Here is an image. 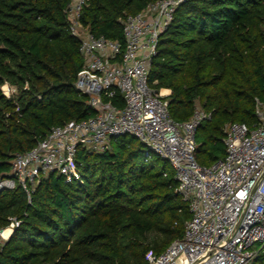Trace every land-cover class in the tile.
<instances>
[{"label": "trees", "instance_id": "16d2710c", "mask_svg": "<svg viewBox=\"0 0 264 264\" xmlns=\"http://www.w3.org/2000/svg\"><path fill=\"white\" fill-rule=\"evenodd\" d=\"M157 0H87L80 22L94 37L123 45V20ZM71 0H0V180L15 154L49 131L94 115L74 87L84 59L69 33ZM149 86L166 89L172 119L197 106L211 114L196 131L195 159L224 157V128L257 123L264 107V0H186L158 39ZM14 87L6 97L1 88ZM112 104L124 106L119 94ZM81 182L54 173L29 198L16 186L0 193V230L19 223L0 247V264H146L183 237L190 220L169 165L123 136L107 152L78 149ZM252 264H264L259 252Z\"/></svg>", "mask_w": 264, "mask_h": 264}, {"label": "built area", "instance_id": "2783aa9c", "mask_svg": "<svg viewBox=\"0 0 264 264\" xmlns=\"http://www.w3.org/2000/svg\"><path fill=\"white\" fill-rule=\"evenodd\" d=\"M185 1L157 0L127 16L122 45L86 31L80 18L87 0H71L65 11L68 29L84 59L74 87L94 115L54 127L33 149L15 154L9 176L0 180V193L20 186L29 198L51 173L80 183L78 149L101 154L112 140L130 136L146 157L155 154L169 165L191 216L183 237L162 254L148 255L146 264H252L264 252V107L256 100L252 127L227 124L224 157L203 167L195 159L196 131L211 114L196 108L189 120L176 121L164 99L170 93L156 92L148 83L158 39ZM116 94L122 109L112 104ZM18 226L12 221L0 230V247Z\"/></svg>", "mask_w": 264, "mask_h": 264}, {"label": "rangeland", "instance_id": "374dc122", "mask_svg": "<svg viewBox=\"0 0 264 264\" xmlns=\"http://www.w3.org/2000/svg\"><path fill=\"white\" fill-rule=\"evenodd\" d=\"M1 90H2L3 94H5L6 96L13 95L15 97L17 95V90L14 87L4 86L3 88H1ZM197 108L200 109L198 106H197ZM150 158L155 159L157 157L155 154H151ZM254 249H257V246H255Z\"/></svg>", "mask_w": 264, "mask_h": 264}, {"label": "bare ground", "instance_id": "6f19581e", "mask_svg": "<svg viewBox=\"0 0 264 264\" xmlns=\"http://www.w3.org/2000/svg\"><path fill=\"white\" fill-rule=\"evenodd\" d=\"M8 234H9V231L7 230V231L4 232L3 237H4V238L7 237Z\"/></svg>", "mask_w": 264, "mask_h": 264}, {"label": "crops", "instance_id": "0c3cea01", "mask_svg": "<svg viewBox=\"0 0 264 264\" xmlns=\"http://www.w3.org/2000/svg\"><path fill=\"white\" fill-rule=\"evenodd\" d=\"M163 91H165L166 94L170 93V91L166 89H163Z\"/></svg>", "mask_w": 264, "mask_h": 264}]
</instances>
